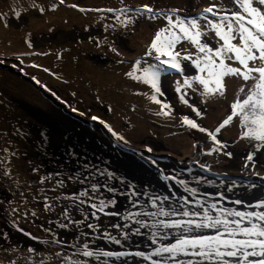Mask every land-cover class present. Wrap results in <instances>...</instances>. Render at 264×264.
Instances as JSON below:
<instances>
[{"label":"rangeland","instance_id":"obj_1","mask_svg":"<svg viewBox=\"0 0 264 264\" xmlns=\"http://www.w3.org/2000/svg\"><path fill=\"white\" fill-rule=\"evenodd\" d=\"M128 1L129 4H133L134 8L139 7L140 4L152 6L158 4L159 1L175 2L174 5L178 3L177 0ZM206 2H217L224 7L231 6L229 0H204L203 5ZM193 4L195 3L192 2L191 5ZM122 6V0H63V3L58 0L54 6L49 0H0V9L18 8L22 10V12H17L19 15L0 12V59L8 60V55L12 54L20 62L27 63V66L23 64L24 69L46 85L45 91L49 95L52 94V90L49 88L50 82L56 86L53 89L58 87L65 91L57 93L56 99L47 95L39 98L37 96L43 95L40 89L38 91L36 86L25 83L23 77L8 71V67H0V84L5 83L6 85V89L0 85V158L8 161L3 167L11 171L10 177L1 178L3 170L0 169V198L5 201L0 205V210L5 207L10 213L12 208H18L21 215V217H17L18 221L27 223L24 228L36 234L41 241L52 238L51 233L40 229L39 226L43 225L45 228L51 227L59 239L74 245L76 250L51 243L44 244L43 247L37 241L32 243L39 253L51 250L54 255L57 251L65 257H69L70 260L65 264H70L71 261H76L78 264H104L105 261L107 264H139L135 261H141L142 264L148 261L141 256L132 255L137 252L145 254L146 250L126 249V246L131 245L133 237L134 240H140L139 235L128 233V239L116 236L118 230L115 225L117 224L120 225L119 229L122 232L127 231V227L119 223L123 222V219L117 218V216L125 215L123 210L128 211L127 209L119 204L120 208L114 206L105 209V212H117L119 215L112 216L97 212L96 216L99 219L91 216V213L95 211L90 207L92 202L99 205L100 199H104L106 202L109 199H115L113 191L103 188L102 185L118 188L122 198L127 199V193L134 198L129 183H127L128 170H124L128 169L127 165L123 166V164L113 162L112 158L106 161L109 169L108 174L117 173L119 179L125 181L120 185L103 184L102 177L95 172L96 168L92 167L94 162L96 164L105 162V157L98 160V156L106 151H114V153L122 154L125 157H132L133 160L138 159L143 163L156 165V168L163 167L164 163L170 162L178 179L184 178L182 176L184 173H190L196 167L195 169H206L205 172L216 175L231 176L230 178L243 180L245 183H251V181L264 183V150L257 152L255 162L245 167V156L255 149L247 141L240 139L241 129L236 122L226 126L217 135V138L227 145L226 149L220 151H213L219 146L209 138L206 132H200L198 129H193L182 123V118L187 116L200 127L214 131L229 115L231 103L240 95L238 92L240 81L235 78H226L227 92L224 97L205 98L200 94L202 88H198L194 84L193 88H197V90L193 91L183 84L185 77L190 78L199 74L194 66L189 65L183 74L175 70H168L161 76L160 87L164 95L159 99L170 104L172 111L170 115H157L161 111V105L150 100L149 97L154 94L151 86L142 81L132 80L126 75L133 69L137 60L141 61L142 68L157 63L153 57L147 56L146 53L155 33L166 26V20L162 17L150 19L147 14L139 17L132 16V23L114 31V35L111 36L115 40L121 41L122 44L108 41V45L102 47L99 44H91L87 40H77L76 37L84 36V29L80 26L82 22H86L88 27L89 25L95 27L98 23H104L102 16L107 9L118 11L122 9L120 8ZM206 7L208 6L206 5ZM37 9L40 11H35ZM91 9H94L96 14L88 16L85 10ZM97 9L105 11H96ZM123 16L120 15V18ZM103 17L105 18V16ZM70 18L79 27L74 34L76 37L71 36L70 30L64 34L65 38L68 37L63 40L64 44L62 41L56 42V39L48 40L40 36L36 29H32L29 25L33 22L36 28L40 27L41 29L47 28L48 25H52V28L59 25V27H63L68 25L64 23L68 22ZM201 23L203 24L204 21L201 20ZM113 25L120 26L119 18L113 20ZM59 37L60 35L57 36V38ZM216 39L213 33L208 32L205 37H202V42L207 40L210 46L215 48L217 46ZM188 47L189 51H195L191 46ZM112 48H116L117 52L114 53ZM95 52H100L108 56L109 59L104 60L105 56H101L100 59L92 57ZM184 63L188 64V62ZM54 75L60 77L56 79L53 78ZM61 78L63 81H60ZM177 86L181 88L179 93L175 90ZM10 87L12 88L10 89ZM32 87L34 89H30ZM189 90H192L193 93ZM4 91H7L8 95ZM181 95H185L189 104L201 110V116H197L189 105L181 101ZM4 106L9 107L8 111H10H4ZM20 106L28 114L24 113ZM73 108L78 111L73 112ZM19 112L27 117L26 120L21 121L22 116ZM17 113L20 114L19 119ZM93 116L99 119L93 121L91 119ZM100 120H103L104 124H101ZM37 122L47 127L48 135L42 138L38 133L36 135L32 125H36ZM25 124L30 125L28 129L31 133H28L29 130L26 129L27 127L25 128ZM109 127L112 132L108 131ZM119 137H123V139L121 140ZM47 140H49L50 149L46 147ZM60 144L63 149L66 145L69 147L64 150V153L69 156L54 155L51 149L54 150ZM93 148L97 151L102 149V152L96 157ZM148 149L152 151L149 152ZM225 151L231 152L232 157L226 156ZM75 159L80 160L76 164L78 172L72 171ZM180 165L184 169L182 172L176 173V169L181 170ZM33 168H39V172L33 173ZM85 168L87 169L85 170ZM92 172H94L93 176ZM32 174L33 178L29 185L31 188L26 194L21 183ZM50 174V180H45L43 184L38 182L39 177ZM70 176L72 179H69ZM167 176L168 173H165L162 178L167 180ZM58 180L64 181L63 187L57 186ZM80 180L84 182L81 183ZM17 182L19 187H17ZM124 183L126 184L124 185ZM93 184L97 186L98 191L91 190ZM102 188L104 193L101 191ZM85 189L89 191V197H80L85 201L82 205L78 202L73 205L72 200L64 198L78 195ZM128 190L130 191L128 192ZM44 197L48 198V203L52 205L53 211H45ZM57 197L60 199L57 200ZM23 200H26V203H21ZM7 201H11V204ZM140 204L142 206V203ZM66 206L73 220H84L79 228H76L75 225L70 226L68 230L56 227L54 222L57 220L66 223L61 216L62 209ZM24 212L29 214L27 220L22 218ZM32 212L36 213L35 218L31 216ZM8 218L12 219V217ZM5 222H8L5 215H1L0 232H4L2 229L6 227L2 223ZM88 223L96 226L97 230L93 231L87 228ZM126 223L131 229L135 221L133 219ZM8 230H12L11 233L16 232L13 227ZM104 232L125 242L124 252H131L127 255V259L103 256L97 259L79 254L82 251V244L86 241L93 251L123 252L122 248L120 250V247L116 246V243L107 240L110 244L108 245L103 240L101 233ZM79 233H87V235H80L77 239ZM24 238L21 236L20 241L11 243L19 248L18 252L20 253L19 257L15 259V264H23L24 257L28 255L25 251L26 248L20 246L23 243L31 245L29 240L23 241ZM73 254L74 256H72ZM34 259L39 261L38 257ZM45 259L47 264H61L62 260L57 256V263H50L48 258ZM12 260L13 252L0 249V264H9ZM148 263L152 264L149 261Z\"/></svg>","mask_w":264,"mask_h":264},{"label":"snow or ice","instance_id":"obj_2","mask_svg":"<svg viewBox=\"0 0 264 264\" xmlns=\"http://www.w3.org/2000/svg\"><path fill=\"white\" fill-rule=\"evenodd\" d=\"M61 3H63V0H61ZM229 3L231 7L226 8L217 2H213L210 6L204 8L197 17H183L178 15L180 12L179 9L169 11L156 10L149 5H142L137 8L126 6L118 10V13L126 17L124 21H121L125 26L133 22L132 16L139 17L145 14L150 19L162 17L167 22L165 27H162L155 33L146 53L147 56L153 57L157 63L149 64L147 68H142L141 61L137 60L133 69L126 73L132 80L142 81L150 85L154 90V94L149 98L153 103L161 105V111L157 115H170L172 111L170 104L159 99L160 96L164 95L160 87L161 76L168 70H175L183 74L189 65L194 66L199 74L190 78L185 77L183 84L186 88L192 89L193 91L197 90V88H193L194 84L198 88H202L200 94L205 98L224 97L227 92L226 78H235L240 81L238 88L240 95L231 103L229 115L223 119L214 131H208L200 127L194 120L189 119L187 116L182 118V123L193 129H198L200 132H206L209 138L219 146L214 148L213 151H220L221 149H226L227 145L218 139L217 135L226 126H230L236 122L241 129L240 139L247 141L255 149V151L249 152L245 156V167H248L249 164L255 162L256 153L264 150V0H229ZM96 11L105 10L97 9ZM106 11L112 12L114 10L107 9ZM201 20L204 21L203 24ZM208 32L213 33L214 38H217V46L215 48L210 46L207 40L202 42V37H205ZM188 46H191L195 51H189ZM111 50L114 53L117 52L116 48H112ZM184 62H188V64ZM175 90L178 93L181 92L179 86ZM185 95L180 96L181 101L189 105L197 116H201V110L189 104V101L185 99ZM72 111L77 112L78 110L73 108ZM80 114L84 115L83 113ZM91 119L96 121L99 118L93 116ZM99 122L104 124L103 120ZM108 131L112 132V129L109 127ZM41 135L43 136V133ZM113 135H115L114 132ZM119 139L122 140L123 137H119ZM148 151L151 152L152 150L148 149ZM224 154L229 158L232 157L231 152L225 151ZM7 162V160L0 159V169L3 170L5 177H10L11 171L3 167ZM32 171L33 173H37L39 172V168H33ZM50 179L51 174L49 176L39 177L38 182L43 184L45 180ZM69 179H72V177L70 176ZM80 182L83 183L84 181L80 180ZM63 184V180L57 181L58 187H63ZM17 187H19L18 182ZM91 190L96 192L98 188L93 184ZM109 191H114V189L109 188ZM191 191L194 192L195 190ZM21 195L23 196V193ZM80 197H89V191L85 189L79 192L78 195L64 198L72 200L73 205L77 204V202L82 205L85 201L81 200ZM56 199L59 200L60 197ZM4 202L0 198V205ZM7 202L11 204V201ZM21 203H26V200L21 201ZM235 203L240 204L241 201L236 200ZM115 204L116 201L114 199H109L107 202L104 199H100L99 205L92 202L90 207L95 211L91 213V216L99 219L96 216L97 212L112 216L119 215L117 212H105V209L113 207ZM151 205L152 207H157L156 199L151 201ZM251 206L264 208V200ZM211 207L215 209L217 206L216 204H212ZM44 209L45 211L54 210L52 205L48 203L47 197H44ZM3 211L7 213L8 209H4ZM19 213L20 210L18 208H12L9 213L12 217L10 222L17 233L26 237L28 240L37 241L38 243L65 244L53 232L51 227L45 228L43 225L39 226L42 231L52 234L51 241H41L39 237L34 236L30 231H26L17 219ZM172 214L161 208L158 212L129 213L123 219L132 221L139 215L155 218L157 216H169ZM28 215L27 212H24L22 218L27 220ZM182 215L189 216L190 214L184 211ZM193 215L199 216V213H194ZM31 216L35 218L36 213L32 212ZM61 216L66 223H62L60 220L54 222L56 227L60 229L68 230L72 225L79 228L84 223V220H73L69 215L67 206L62 209ZM221 216H230L235 219L213 218L208 214L207 209H205L204 222L202 223L194 220H173L166 223L159 220L149 225L144 220L135 219V224L140 227L134 229V234L140 235V229L149 226L152 228L182 229L187 233L207 228L217 229L216 235H198L191 237L180 235L175 243L158 248L152 255L163 256L165 253L170 254V257H175L179 254L192 255L202 257L208 261L214 260L216 264H232V261L225 259L228 257L234 258L235 264H264V211L222 210ZM32 222L34 223L35 221L33 220ZM86 227L93 231L97 230V227L91 223H88ZM115 227L120 228V225L117 224ZM80 235H87V233H79L76 238L79 239ZM156 235L158 234H153V243H156ZM101 236L116 244L121 243L119 239L111 236L108 232L101 233ZM167 236L168 234L164 233V238H167ZM128 237L129 234L124 233V238L128 239ZM0 249L11 252L19 251V248L11 244V237L6 231L0 232ZM25 251L28 254L24 257L25 264H47L45 258H41L39 261L34 259L41 255L35 247L29 245ZM79 254L84 257H96L99 259L101 256L125 257L130 253L93 251L89 248V243L86 241L82 244V251ZM55 255L58 258L62 256L61 253H56ZM132 255L151 259V255L145 256L142 252H137ZM69 260V257H63L61 264H65ZM9 264H15V260L10 261ZM70 264H78V262L71 261ZM104 264H107V261ZM152 264H159V262L153 261ZM179 264H184V261H180ZM188 264H192V262L189 261Z\"/></svg>","mask_w":264,"mask_h":264},{"label":"bare ground","instance_id":"obj_3","mask_svg":"<svg viewBox=\"0 0 264 264\" xmlns=\"http://www.w3.org/2000/svg\"><path fill=\"white\" fill-rule=\"evenodd\" d=\"M101 150L102 149H99V151H97L93 148L95 153L94 156L97 157L98 154L102 152ZM102 157H105V161L112 158L113 162H117L121 165L123 164V166L127 165L128 169L124 170H128V172L126 171L128 173L127 183H129L134 198L127 193L128 198H122L123 203H118L128 210L124 212L125 216L129 213L158 212L161 208L164 211L173 213L169 216H157L155 218L139 215L134 218V221L135 219H141L148 222L149 225L159 220L166 223L173 220H194L202 223L204 222L203 217L205 215V209H207L208 214L213 218H227L229 220L235 218L221 216L222 210L235 209L237 211H264V208L251 206L264 200V183L254 181H251V183H245L243 180L230 178L231 176L216 175L210 172H205L206 169H195L196 167L190 173H184L182 175L184 178L178 179L173 172L174 170L170 162L167 164L164 163L163 165L165 167L156 168L155 164V166H153L150 163H143L138 159L133 160L132 157H125L122 154L114 153V151L104 152V154L98 156V160H101ZM163 168L166 169L164 170ZM182 169H184L182 166L181 170L176 169V173L182 172ZM165 173H168L167 180L162 178ZM123 181L121 179L118 184L120 185ZM109 182L114 184L112 180H109ZM125 184L126 183H124V185ZM253 185H255V187H253ZM191 190L195 191L193 192ZM129 191L130 190H128V192ZM153 199H156L157 207H152L151 201ZM236 200H240L241 203L236 204ZM140 203H142V206ZM212 204H216L217 207L213 209L211 207ZM184 211L189 212L190 215L183 216L182 213ZM194 213H199V216L193 215ZM117 218L120 217L117 216ZM125 222L128 221L125 220ZM119 223L123 224V222ZM126 225L127 231L123 233L133 234L134 229L140 227L134 223L130 229L127 223ZM140 233V240H134L133 237L131 245L126 246V249L137 250L140 248L146 250L145 256L151 255V259H147L149 262L158 261L159 264H179L180 261H184V264H188V262L191 261L192 264H216V261L214 260L208 261L198 256L179 254L175 257H170V254L167 253L163 256L152 255V253L160 247L175 243L180 235H186L189 237L198 235H216L217 229L207 228L187 233L182 229H163L160 227L152 228L149 226L147 228H141ZM154 233L158 234L155 237L156 243L152 242ZM164 233L168 234L167 238H164ZM119 246L122 248L125 247V242H121ZM225 259H228L232 261V264H235L234 258L226 257ZM129 260L131 261V259ZM144 260L146 259L144 258ZM148 261H146V263L143 262L142 264H149ZM135 263L141 264V261H135Z\"/></svg>","mask_w":264,"mask_h":264},{"label":"flooded vegetation","instance_id":"obj_4","mask_svg":"<svg viewBox=\"0 0 264 264\" xmlns=\"http://www.w3.org/2000/svg\"><path fill=\"white\" fill-rule=\"evenodd\" d=\"M46 1H48V0H46ZM50 2H51V5L52 6H54L56 3H57V1L58 0H49ZM125 1V2H124ZM122 0V4H123V6L122 7H120V8H125L126 6L127 7H130V8H134V7H132V5L133 4H129V1L128 0ZM178 1V3L176 4V5H174V3L175 2H171V1H159V3L158 4H153L151 7L153 8V9H156V10H164V11H169V10H173V9H179L180 10V12L178 13V15H180V16H183V17H191V16H193V15H196V16H198L199 14H198V11L200 12V11H202L203 9H201V8H199V7H202V8H206V4L205 5H203L204 4V0H187L188 1V3L186 4V0H177ZM195 3V4H193V5H191V3ZM208 5H209V3H208ZM96 6V5H95ZM94 6V7H95ZM140 6H142V4H140ZM190 7H193V8H190ZM229 7H231V6H229ZM89 8V7H88ZM88 8H86V9H88ZM81 9V8H80ZM35 11H40V10H35ZM0 12L1 13H11V14H16L17 15V12H22V10L21 9H18V8H16V9H0ZM85 13L88 15V16H93L94 14H96V12H94V9H91V10H85ZM201 13V12H200ZM10 14V15H11ZM105 14V15H104ZM104 14H103V16H105V18L102 16V19L104 20V23H98L97 24V26H95L94 27V25H89V27H88V25L86 24V22H82V24L80 25L83 29H84V36L83 37H76V35H74L75 34V31L77 30V28L79 27V26H76V24H74V20H71V18L69 19V21L68 22H66V23H64V24H68V25H65V26H63V27H51L52 25H48L47 26V28H43V29H41L40 27H38V28H36V25L33 23V22H31V23H29V25L32 27V29H36V32L40 35V36H42V37H44V38H46V39H48V40H55L56 42H59V41H62V44H64V42H63V40H65V39H67V38H65V33L66 32H68L69 30H70V32H72V34H71V36H73L74 35V37H76L77 38V40H87L88 42H90L91 44H94V45H97V44H99L100 46H102V47H105V46H107L108 45V41H110V43H120V44H122V42L120 41H117V40H115L114 38H112L111 36L112 35H114V31H116V30H120L125 24H123V23H121V21H124L125 19H126V17L125 16H123L122 18H120V15L118 14V11H112V12H108V11H105L104 12ZM190 15V16H189ZM7 17H8V15H7ZM117 17H119V23H120V26H116V25H113V20L114 19H116ZM153 27H154V25H153ZM152 27V28H153ZM58 35H60V37L59 38H57V36ZM112 39H113V41H112ZM123 46V45H122ZM127 49V48H126ZM101 56H105V55H103V54H101L100 52H95V54L94 55H92V57H95V58H97V59H100V57ZM106 58H104V60H106V59H109V57L108 56H105ZM23 64L25 65V66H27L26 64L27 63H23V62H20L19 60H18V58L16 59L12 54H10V55H8V60H1L0 59V67H8V71H10V72H12V73H14V74H17V75H19V76H21V77H23L24 79H23V81L25 82V83H28V84H30L31 86H36L37 87V89H38V91H40L41 90V92L43 93V95H41V96H37V97H43L44 95H47V96H51V97H53L54 99H56L57 98V93H64L65 91H63L61 88L59 89L58 87L56 88V89H53L54 87H56L52 82H50L49 83V88H51V90H52V94L51 95H49L46 91H45V87H46V85L43 83V82H39L37 79H35L34 78V75L32 74V73H30V72H28L26 69H24V67H23ZM1 72V71H0ZM60 76L59 75H54L53 76V78H59ZM60 81H63V79L61 78L60 79ZM8 84H10L9 82H8ZM1 86H3L4 88L6 87V85H5V83L4 84H0ZM7 87H9V86H7ZM12 87H10V89H11ZM6 89V88H5ZM10 89L8 88V91H10ZM30 89H34L33 87L32 88H30ZM40 89V90H39ZM21 90V89H20ZM61 90V91H60ZM25 92H27L26 90H25ZM4 93H6L7 94V91H4ZM69 94V93H68ZM5 95V94H4ZM8 95V94H7ZM70 96H71V94H69ZM11 96V95H10ZM60 102H62V101H60ZM9 108V107H8ZM8 108L7 107H5L4 106V111H8ZM20 109L22 110V107L20 106ZM10 111V110H9ZM8 111V112H9ZM24 113H26V114H28V112L27 111H24V110H22ZM20 114H21V112H19ZM19 113H17V115H18V119L20 118V114ZM21 116H22V118H21V121H24V120H26V116L24 115V114H21ZM22 125H23V123H22ZM26 125V126H25ZM24 126H25V128L27 129V130H29L28 129V127L30 126L29 124H25ZM37 125V126H36ZM36 125L35 124H33L32 125V128H33V131H36V135H37V133H38V135H39V137L40 138H42V137H44V136H46V135H48L49 134V132H48V130H47V127H45V126H42V125H40V123L39 122H37L36 123ZM102 129V128H101ZM28 133H31V131L29 130V132ZM41 133H43V136L41 135ZM38 137V138H39ZM39 138V139H40ZM39 141H43V140H39ZM49 140H47V142H46V147L48 148V149H50V144H49V142H48ZM66 148H69L67 145L65 146V149ZM65 149H63V148H61V144L58 146V147H56L54 150L53 149H51L52 151H53V153H54V155H56V156H60V155H62L63 157H67V156H69L68 154H65L64 153V150ZM24 155H26V154H24ZM23 155V156H24ZM76 156H77V154H76ZM0 159H2V158H0ZM80 160H78V159H75V161L73 162V168H72V171H76V164L79 162ZM83 165V164H82ZM92 167H96L97 168V171H95V172H97L98 174H100V176L102 177L101 179H102V181H103V184H106V183H110L109 182V180H112L113 181V183L116 185V184H118L119 183V181H121V179H119V177H118V174L117 173H115V174H113V175H109L108 174V172H109V169H108V167H107V163H106V161L105 162H101V163H99V164H96L95 162H94V164L92 165ZM87 168H85V170H86ZM76 172H78V171H76ZM93 173L94 172H92V176H93ZM2 178H6L5 176H3ZM32 178H33V174H32V176H30V177H28V179H24V180H22V183H21V186H22V188H24L25 189V193L26 194H28L29 193V190H30V181H32ZM109 179V180H108ZM110 184H112V183H110ZM119 185V184H118ZM103 186V188H105V189H109V188H111V187H108V186H104V185H102ZM102 188V192L104 193V189ZM111 189H114V191H113V195L115 196V201H116V204H115V206H117L118 208H120V206H119V204L118 203H123V201H122V197H120V193L117 191L118 190V188H111ZM115 193V194H114ZM114 207V206H113ZM5 208H3L2 209V211L0 210V216L1 215H5V217H6V221H8V222H5V223H2V225H5V229H2V230H4V232L6 231V232H8L9 233V236L11 237V243H12V241H15V242H18V241H20L21 240V236L22 235H20L19 233H17V232H15V233H11V231L12 230H8L10 227H12V224H11V220L8 218V217H11L10 215H9V212H7V213H4V210ZM121 210H123V209H121ZM111 212V211H110ZM109 212V213H110ZM123 212H126V211H124L123 210ZM119 213H122V212H119ZM7 215V216H6ZM23 215V214H22ZM125 215H123V216H119L120 218H123ZM19 217H21V215L19 214ZM22 220V219H21ZM19 223H20V225L22 226V227H24L27 223H25V222H21V221H19ZM123 224L124 225H126V222H125V220L123 219ZM10 226V227H9ZM26 231H30L29 229H25ZM77 230H79V229H77ZM117 230H118V234L116 235L117 237H124V233L119 229V228H117ZM31 232V231H30ZM32 233V232H31ZM33 234V233H32ZM34 236H37L36 234H33ZM28 239L25 237L24 238V240L23 241H27ZM46 241H51L52 240V238H46L45 239ZM108 245H110L109 243H108V241L107 240H105V239H103ZM30 241V244H31V246H32V243H33V241H31V240H29ZM122 242V241H121ZM45 243H41V247H43V245H44ZM48 244V243H47ZM121 244V243H120ZM120 244H117L116 246H118V247H120L119 245ZM40 245V244H39ZM46 245V244H45ZM21 247H27L28 245L27 244H21L20 245ZM63 246H66V247H70L71 249H73V250H76V247H73L71 244H69V243H67V242H65V244L63 245ZM121 248L122 247H120V250H121ZM38 251V250H37ZM122 251L124 252V249L122 248ZM56 253H58L57 251H55ZM19 252H13V260H15L16 258H18L19 257ZM41 255L40 256H37L38 258H39V260L41 259V258H48V261H50V263H57V261H56V255H54L53 254V252L51 251V250H44L42 253H40ZM72 256H74V254L72 255ZM63 257H65V255H62L60 258H62L63 259ZM122 258H125V259H127L128 257L127 256H125V257H122ZM23 264H25V260H23Z\"/></svg>","mask_w":264,"mask_h":264},{"label":"clouds","instance_id":"obj_5","mask_svg":"<svg viewBox=\"0 0 264 264\" xmlns=\"http://www.w3.org/2000/svg\"><path fill=\"white\" fill-rule=\"evenodd\" d=\"M226 8H227V7H226ZM189 91H190L191 93H193L192 90H189ZM3 176H4V175H2V177H3ZM2 177H1V178H2ZM3 208H5V207H2V208H1V211H2ZM4 213H5V212H4Z\"/></svg>","mask_w":264,"mask_h":264}]
</instances>
